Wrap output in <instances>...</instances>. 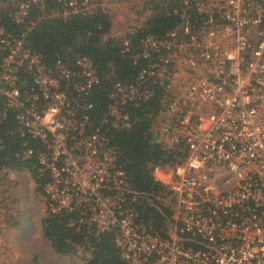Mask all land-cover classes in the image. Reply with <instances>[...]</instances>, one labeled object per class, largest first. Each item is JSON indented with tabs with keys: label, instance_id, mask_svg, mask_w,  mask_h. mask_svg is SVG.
Segmentation results:
<instances>
[{
	"label": "built area",
	"instance_id": "built-area-1",
	"mask_svg": "<svg viewBox=\"0 0 264 264\" xmlns=\"http://www.w3.org/2000/svg\"><path fill=\"white\" fill-rule=\"evenodd\" d=\"M59 1L62 15L88 4ZM32 4L41 9L43 0H21L12 20L21 22ZM178 7V25L162 37L137 38V51L123 38L122 50L146 64L131 81L113 83L105 109L111 128L129 126L121 106L161 90L150 129L172 160L149 167L170 209L167 238L137 219L107 134L89 125L87 95L99 75L88 57L58 58L50 74L0 27V98L16 112L20 134L42 145L45 210L76 211L96 233L113 232L123 264H264V0H178ZM19 68L29 83L16 84ZM32 150L23 148V157ZM222 171L235 177L226 190L212 182Z\"/></svg>",
	"mask_w": 264,
	"mask_h": 264
},
{
	"label": "trees",
	"instance_id": "trees-1",
	"mask_svg": "<svg viewBox=\"0 0 264 264\" xmlns=\"http://www.w3.org/2000/svg\"><path fill=\"white\" fill-rule=\"evenodd\" d=\"M20 1L0 0V27L3 32L13 39L21 38L31 52L39 55L42 70L50 74L58 58L64 63H70L76 56H86L92 61L99 81L87 95L92 104L89 125H101L107 134L116 164L123 171L130 190L135 193L132 206L137 219L160 238H167L170 209L158 199L163 186L153 180L149 167L158 161L172 160V154L161 148L150 129L149 116L159 108L157 95L161 90L156 87L154 96L147 101L121 106L120 112L127 114L129 126L111 128L105 109L113 83L131 81L146 64L144 58L134 59L129 51L122 50L123 38H128L130 46L135 48L134 43L139 37L147 34L162 37L178 25V0H143V9L149 14L139 27L124 32L119 38L111 35L109 15L101 8L99 0H87L88 4H93L89 10L80 9V6L75 11L67 8L64 15L61 14V1L43 0L41 9L32 4L22 21L15 22L11 14ZM16 77V84L20 79L28 83L31 80L20 68ZM15 115L14 109L5 106L0 98V170L27 171L35 190L41 191L46 177L38 173L36 154L42 150V145L38 140L20 134V124ZM27 147L33 149L32 155L23 157V148ZM78 219L76 211L49 213L45 210L39 222L40 232L52 251L58 255L81 253L82 264H123L113 243V232L96 233L92 226Z\"/></svg>",
	"mask_w": 264,
	"mask_h": 264
},
{
	"label": "rangeland",
	"instance_id": "rangeland-1",
	"mask_svg": "<svg viewBox=\"0 0 264 264\" xmlns=\"http://www.w3.org/2000/svg\"><path fill=\"white\" fill-rule=\"evenodd\" d=\"M143 0H99L109 15L111 34L136 29L149 14ZM93 4L83 6L89 10ZM132 31V30H131ZM233 174L222 171L212 179L216 189L233 186ZM45 200L27 171L0 170V264H82L81 253L58 255L41 235L39 222Z\"/></svg>",
	"mask_w": 264,
	"mask_h": 264
},
{
	"label": "crops",
	"instance_id": "crops-1",
	"mask_svg": "<svg viewBox=\"0 0 264 264\" xmlns=\"http://www.w3.org/2000/svg\"><path fill=\"white\" fill-rule=\"evenodd\" d=\"M39 228H40V225H39Z\"/></svg>",
	"mask_w": 264,
	"mask_h": 264
}]
</instances>
